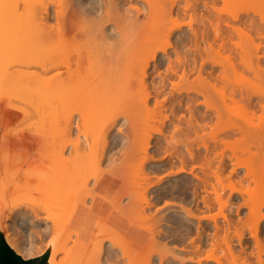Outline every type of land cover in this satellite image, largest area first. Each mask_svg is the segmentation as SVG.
<instances>
[{
    "label": "bare ground",
    "instance_id": "obj_1",
    "mask_svg": "<svg viewBox=\"0 0 264 264\" xmlns=\"http://www.w3.org/2000/svg\"><path fill=\"white\" fill-rule=\"evenodd\" d=\"M263 6L0 0V101L14 97L9 104L28 118L44 101L70 105L59 110L54 131L47 122L52 132L40 127L43 121L30 125L37 142L48 139L42 158L15 176L31 175L42 159L49 164L31 184H14L22 202L10 227L21 238L7 242L18 255L33 258L34 237L23 235L31 214L28 220L45 223L46 238L53 232L51 264H264ZM73 97L80 101L71 105ZM90 101L103 110L93 123ZM154 139L162 165L152 161ZM233 144L244 145L242 155ZM127 170L131 181L114 185ZM163 172L180 177L163 185ZM187 173L194 179L182 178Z\"/></svg>",
    "mask_w": 264,
    "mask_h": 264
},
{
    "label": "rangeland",
    "instance_id": "obj_2",
    "mask_svg": "<svg viewBox=\"0 0 264 264\" xmlns=\"http://www.w3.org/2000/svg\"><path fill=\"white\" fill-rule=\"evenodd\" d=\"M220 6H225L224 4H223V2L222 3H220L219 4ZM263 9H264V6L262 7ZM262 12H264L263 10H262ZM237 39V38H236ZM152 71H154L155 72V70H154V68H153V70H151V72H149V73H153ZM74 99L76 98V97H73ZM69 99V98H68ZM73 99V100H74ZM77 99L78 98H76V100H72V103H70L71 105L73 104V103H75V101L77 102ZM83 99V98H82ZM88 99V98H87ZM11 100V99H10ZM10 100H8L9 102L7 103V101L5 100V98H4V100L3 101H1L4 105H5V120H4V122H5V126H8L9 124H10V122H12V127H13V129H17V130H27V131H31L30 130V125L32 126V125H34V127L35 126H38V124L40 125L42 122L41 121H43V124H41L42 126H40V127H42V128H44V129H46L47 128V125H49V123H50V127L51 126H53V121H55L54 122V124L55 123H57V120L56 119H58L59 120V114H60V112H62V111H65L66 109H67V107L69 106L70 107V105L68 104V102H69V100L66 102V103H62V106L61 105H58L57 107L58 108H55L56 107V104H52V103H50L49 101L48 102H45L44 101V103H43V101L41 102V104L43 103V105H41V107L42 108H40V104L38 105L37 103H39V102H37V103H35L34 105H32V107L34 108V109H37V106H38V109L37 110H34V109H32V107L30 108V109H32V111H33V113L31 112V110L29 109V107L30 106H28V110H29V112H31V115H30V113H29V115H30V117L28 118V117H26V116H28V112H27V115L25 116V115H23V112L22 111H19V110H17V108H15L14 106H11L12 104H14L13 102H10ZM12 100H14V97H13V99ZM11 100V101H12ZM79 100V99H78ZM84 100V99H83ZM47 101V100H46ZM80 101V100H79ZM78 101V103L80 104V102ZM85 101V100H84ZM87 101V100H86ZM93 101V100H92ZM154 101H155V98L153 99V98H151V100H150V106H151V108L153 107H155V105H154ZM88 102V101H87ZM91 102V101H90ZM94 102V101H93ZM93 102H91V104L93 103ZM9 103H11V105L9 104ZM16 103V102H15ZM46 103H48L47 105H46ZM78 103H76V104H78ZM84 103V102H83ZM83 103H82V105H83ZM20 104V103H19ZM19 104L18 103H16L15 105L16 106H19ZM36 104H37V106H36ZM53 106H55V107H51L52 105ZM60 104V103H59ZM91 104H88V105H91ZM131 104V103H130ZM21 105V104H20ZM51 105V106H50ZM88 105H86V106H88ZM94 104H92V106H93ZM134 104H132L131 106H133ZM22 106H24V105H22ZM47 106H49V107H47ZM84 106V105H83ZM85 106V107H86ZM26 107V110H27V106H25ZM43 107H44V109H49V110H47L46 109V111L43 109ZM46 107V108H45ZM66 107V108H65ZM69 107H68V109H69ZM89 107V106H88ZM130 107V106H129ZM51 108H52V110H53V108H54V110H57L56 112H52V110H51ZM61 108V109H60ZM87 108V107H86ZM89 108H91V106L89 107ZM92 108H94V110H95V112H94V110L92 109ZM91 108V110L92 111H90L89 109H87V110H89L91 113H92V115L90 114V113H88L89 111H87V114L86 115H88V114H90V118H91V121H92V117H94V120L93 121H97V119H100V117H98V116H100L101 114H102V112H100L99 113V111L100 110H102V109H100L99 110V108H97V110L95 109L96 107H92ZM40 110H41V112L42 113H44L45 114V112H46V114L45 115H43L41 112H40ZM59 110H60V112H59ZM37 111H38V113H37ZM96 111H98V113L96 112ZM103 111V110H102ZM9 112H11L12 114H9ZM50 112L52 113V114H50ZM93 112H94V114L95 113H97V115L95 114V115H93ZM34 113H36V116L38 117H33L35 114ZM55 113H58V114H55ZM41 114V115H40ZM50 116H49V115ZM62 114V113H61ZM100 114V115H99ZM145 115H147L146 113H144ZM47 115H48V118H47ZM53 117H52V116ZM58 115V116H57ZM143 115V114H142ZM39 116H40V118L41 117H43V116H46V118L44 117V118H39ZM102 116V115H101ZM144 116V115H143ZM26 119H25V118ZM54 117H56L55 119H54ZM59 117V118H58ZM96 117H98V118H96ZM121 117H122V115H121ZM24 118V119H23ZM50 118V119H49ZM88 118H89V115H88ZM87 118V119H88ZM51 119H54V120H51ZM86 119V118H85ZM121 119V118H120ZM13 120V121H12ZM44 120H46V121H44ZM47 120H50V122H48ZM93 121L92 122H90V121H88V122H90V123H93ZM22 122V123H21ZM37 122H39L37 125H36V123ZM48 123L47 125L45 124V123ZM56 125V124H55ZM53 126V128L51 127V130L52 131H54V129H55V127H57V126ZM46 128H45V127ZM32 128V127H31ZM37 128H39V127H37ZM124 128H126V126H124ZM128 128V127H127ZM36 130V129H35ZM35 130L33 129L31 132H34V133H36L35 132ZM47 130L49 131V132H52V131H50V128H47ZM128 130V129H127ZM37 131V130H36ZM119 132H117V130L116 131H114V134H113V136L111 137V139L114 141V137L118 134ZM37 134V133H36ZM38 135V134H37ZM119 135V134H118ZM40 137H41V135H39ZM157 138H162V136H156ZM42 140H40V144H39V148H41L43 145H44V143H45V141H44V139H48V137H44V138H41ZM52 138H49V141L51 140ZM118 139H119V142H120V145L122 144L121 142H123V141H121L120 139V137H118ZM234 139V138H233ZM157 139H154V142H153V145H154V147L151 149V154H156L155 153V147H156V145L155 144H158V141L159 140H157ZM42 141V142H41ZM46 141H48V140H46ZM48 141V142H49ZM54 141V140H53ZM112 141V142H113ZM233 141V140H232ZM58 142H60V141H58ZM64 142V141H63ZM126 142V141H125ZM160 142V141H159ZM41 143H43V145H41ZM52 143V142H51ZM60 143H62V142H60ZM59 143V144H60ZM155 143V144H154ZM48 145H50L49 143H47ZM46 144V146H48ZM123 145V144H122ZM121 145V146H122ZM237 145V144H236ZM236 145H234L233 144V146H235V148H232L233 150L232 151H234V149L236 150V149H238V148H236L237 146ZM240 145V147L241 148H243L242 146H244V145H241V144H239ZM41 146V147H40ZM44 147V146H43ZM114 147V145L112 144L111 145V147H110V149H112ZM120 147V146H119ZM227 147V146H226ZM239 147V146H238ZM240 147H239V149H240ZM247 147V146H246ZM38 148V150H37V152L35 153V156H34V158L30 161V162H28V163H25V164H23V167H26L27 168V166H30L31 164H34L35 162H36V160L37 159H40V158H42V156H41V154H40V149ZM222 148H224V147H222ZM230 148V146L228 147V148H225V149H223V150H225V151H228V152H226L227 154H230V152L232 153V151H231V149H229ZM119 149V148H118ZM116 150L115 152H117V151H119V150ZM227 149V150H226ZM244 149H245V147H244ZM230 150V151H229ZM242 149H240L239 150V154H241L242 155V151H241ZM254 150H256V149H253V151ZM238 151V150H237ZM242 152V153H241ZM245 152V151H244ZM118 153V152H117ZM245 154H246V152H245ZM157 155V156H156ZM155 156H154V158H153V160L152 161H154V163L156 164V165H162V164H164V161L163 162H158V161H160V160H162L163 159V156H161L162 154H156ZM247 155V154H246ZM162 158V159H161ZM257 158V157H256ZM259 159V158H258ZM155 160H156V162H155ZM252 160L255 162L256 161V159L255 158H252ZM167 161V160H166ZM165 161V162H166ZM252 161V162H253ZM260 161L258 160V161H256L254 164L255 165H257V168L258 167H260L259 165H260V163H259ZM49 164V160H47V158L45 159V160H43L42 159V163L40 164V165H38L37 167H36V169H35V172L34 173H32L31 175H28L27 177H24V178H21L20 179V176H18V177H16L15 176V171L18 169V168H20V167H17V168H10V167H8L7 169H6V171H5V177L2 179V180H0V222H1V224H0V228H1V231L4 233V235H5V238H6V241H8V242H10V243H12L13 245H15V244H18L19 242V240H20V238H21V234L20 235H18V232L17 231H15V230H13V229H11V227H10V224L13 222V219H14V217H15V214L14 213H16L15 212V210H13V209H18V208H21V207H19L20 206V203L22 202V198H19V196H20V194L16 191V189H14V188H16V187H14V184H15V182H19V183H21L22 185H27V184H31V182L33 181V178H34V176L36 175V173H38L39 171H42V169H44L47 165ZM262 167L264 166L263 164L261 165ZM243 171L245 170V169H242ZM242 170H241V174L243 175L244 174V172L242 173ZM163 173H165V174H163ZM162 174H159V176L161 175V176H163V177H166V179L164 180V184L163 185H165V184H167L168 182L170 183L171 181L173 182V181H175V180H177V179H179L178 177H180V175H176V174H172V173H170L169 175V177H167L168 175H167V173L168 172H163ZM131 173H130V171H126V176H124V174H122V175H120L119 177H118V175L117 176H115V183H114V185H119V184H121L122 183V181L125 179V178H128L127 179V181L125 180V182L126 183H128V180H129V182L131 181V179H130V175ZM240 174V175H241ZM158 175V174H154V175H152L153 176V178H155L156 176ZM173 175V176H172ZM175 175V176H174ZM151 176V177H152ZM155 176V177H154ZM181 176H183L182 178H189V179H194L193 178V175L192 174H190V173H187V174H182ZM16 178V180L14 181V179ZM168 178H170V181L168 180ZM238 178V177H237ZM237 178H233L234 180H233V182L237 179ZM238 180V179H237ZM236 180V181H237ZM235 184H236V182H235ZM160 185H162V184H160ZM256 184L255 183H252V184H250V187L252 188V189H254V187L256 188V186H255ZM236 186L237 187H239V185L238 184H236ZM249 187V188H250ZM230 189V188H229ZM13 190H14V192H13ZM227 191H228V189H227ZM27 193V195H28V197H29V195H30V192H26ZM26 195V194H25ZM128 195H124L123 196V198L125 199V201H124V203H127L128 202V197H127ZM152 196V195H151ZM239 196V195H238ZM240 197V196H239ZM238 197V199H235L234 200V202L236 201H238L237 203H240L241 201V197L239 198ZM24 202V201H23ZM25 203V202H24ZM23 204V203H22ZM26 205H28V204H26ZM159 205V204H158ZM158 205L156 206L155 204H154V208H155V206L156 207H158ZM23 206V205H22ZM164 207L165 206V204L163 205L162 204V202L160 203V205H159V208L158 209H160L161 207ZM154 208H152V210H151V212H154ZM174 208H178L177 206L175 207L174 206ZM3 209V210H2ZM178 209H180V208H178ZM12 210V211H11ZM169 210V209H168ZM167 210V213H176V212H173L172 211V209H170L169 211ZM176 211H177V209H176ZM218 211V208H216V209H214V210H212L210 213L211 214H216V213H218L217 212ZM249 210H248V208H243V212H241V216H245V215H247L246 213L248 212ZM13 214H12V213ZM229 211L227 210L226 211V213H228ZM3 213V214H2ZM53 213H54V210H53ZM60 213H62V212H60ZM148 214H150V210L147 212ZM232 212H230V213H228V215L229 214H231ZM261 213L262 214H264V207H262L261 208ZM152 214V213H151ZM155 214H156V212H155ZM233 214V217L234 218H237V214H236V212H233L232 213ZM1 215L3 216V217H1ZM154 215V214H153ZM14 216V217H13ZM30 218H33L32 217V215L30 214V215H28ZM7 217V218H6ZM27 217V216H26ZM26 217L24 218L25 220H27V224H28V222L29 223H33L32 222V219H30V220H28V218L29 217H27V219H26ZM246 217V216H245ZM35 219H33V221H34ZM34 223H36V221H34ZM33 223V224H34ZM163 223V222H162ZM165 223V222H164ZM31 224H29L28 226H27V229H26V226H25V229L26 230H24L23 231V235H25L24 234V232H26V235L24 236V238H27V237H34L33 239V242L31 241V239H29L30 241H28L27 239H24V241L25 240H27V241H25L26 243H25V245H27V247L28 246H30V244H32V243H34V245H31L32 247L33 246H36V248L34 247V251L32 250V257H36V256H40L43 252H45V251H47V252H50V257H49V264H51L50 263V260H51V255H52V247H51V243L53 242V239H52V234H53V232L51 231V235H47V238L44 236V231H45V229H46V225H45V223L43 222H37L36 224L38 225V224H41L40 225V227L38 228V226L37 227H34L35 225H31ZM12 225V224H11ZM139 226H140V224H139ZM134 228L135 229H137V231H142L143 230V228L140 226V227H138L137 225L136 226H134ZM36 229L38 230H40L41 231V229H43L44 231H41L40 233H42L43 234V236L45 237V239H44V237L42 238V234H40L39 233V230L37 231L38 232V234H36ZM33 236H32V235ZM31 235V236H30ZM38 236H40V237H38ZM49 236V237H48ZM20 237V238H19ZM39 239H42L41 241L39 240ZM48 240H50V241H48ZM159 242H161V243H168V240H158ZM29 242H32V243H30L29 244ZM40 242H41V245H40ZM44 243V244H43ZM53 243H55V241L53 242ZM252 243L253 242H251V245H252ZM44 246H43V245ZM41 247V249H39ZM168 247H175V248H179V246H178V244H176V243H169L168 244ZM32 249V248H31ZM38 250V251H37ZM25 257H27V256H25ZM144 261V260H143Z\"/></svg>",
    "mask_w": 264,
    "mask_h": 264
},
{
    "label": "crops",
    "instance_id": "obj_3",
    "mask_svg": "<svg viewBox=\"0 0 264 264\" xmlns=\"http://www.w3.org/2000/svg\"><path fill=\"white\" fill-rule=\"evenodd\" d=\"M4 120L5 105L0 101V180L8 167L17 168L30 162L40 144L36 133L13 129L12 122L5 126Z\"/></svg>",
    "mask_w": 264,
    "mask_h": 264
},
{
    "label": "water",
    "instance_id": "obj_4",
    "mask_svg": "<svg viewBox=\"0 0 264 264\" xmlns=\"http://www.w3.org/2000/svg\"><path fill=\"white\" fill-rule=\"evenodd\" d=\"M50 253L45 251L40 256L25 259L6 241L4 233L0 230V264H49Z\"/></svg>",
    "mask_w": 264,
    "mask_h": 264
}]
</instances>
